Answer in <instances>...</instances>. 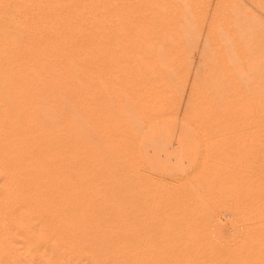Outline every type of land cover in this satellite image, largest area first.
Segmentation results:
<instances>
[{
    "label": "rangeland",
    "instance_id": "1",
    "mask_svg": "<svg viewBox=\"0 0 264 264\" xmlns=\"http://www.w3.org/2000/svg\"><path fill=\"white\" fill-rule=\"evenodd\" d=\"M0 264H264V0H0Z\"/></svg>",
    "mask_w": 264,
    "mask_h": 264
},
{
    "label": "bare ground",
    "instance_id": "2",
    "mask_svg": "<svg viewBox=\"0 0 264 264\" xmlns=\"http://www.w3.org/2000/svg\"><path fill=\"white\" fill-rule=\"evenodd\" d=\"M222 219V218H221ZM218 224V223H217ZM226 238V237H225Z\"/></svg>",
    "mask_w": 264,
    "mask_h": 264
}]
</instances>
